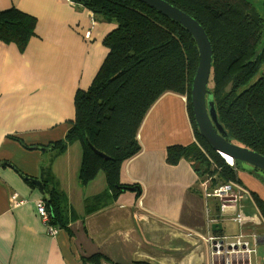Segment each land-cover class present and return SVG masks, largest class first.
I'll return each instance as SVG.
<instances>
[{
  "label": "crops",
  "instance_id": "obj_1",
  "mask_svg": "<svg viewBox=\"0 0 264 264\" xmlns=\"http://www.w3.org/2000/svg\"><path fill=\"white\" fill-rule=\"evenodd\" d=\"M246 1L264 19V0ZM12 7L35 18L36 26L23 51L0 42V264H222L210 255L206 237L242 235L255 250L264 245V216L254 199L264 203L262 178L237 170L240 184H231L245 193L236 205L244 221L219 219L221 229L212 231L209 220H218L219 204L204 200L201 183L221 184L187 160L167 163L169 148L195 144L186 98L173 94L149 110L137 136L141 150L122 165L120 184L139 192L122 191L88 213L86 200L104 193L106 183L96 191L98 174L81 186L80 145L55 154L51 144L73 127L76 93L90 87L108 53L103 41L116 25L70 0H0V11ZM47 167L50 175L42 176ZM22 175L44 188L56 182L65 197V229L50 234L36 213L44 197ZM11 193L27 203L11 209ZM96 255L105 260L88 261Z\"/></svg>",
  "mask_w": 264,
  "mask_h": 264
},
{
  "label": "trees",
  "instance_id": "obj_2",
  "mask_svg": "<svg viewBox=\"0 0 264 264\" xmlns=\"http://www.w3.org/2000/svg\"><path fill=\"white\" fill-rule=\"evenodd\" d=\"M70 1L116 25L103 41L108 53L90 87L76 93L73 127L63 140L51 144L55 154L74 143L80 145L81 186L100 172L104 175L106 191L86 200L87 212L105 206L129 187L139 192L137 186L120 184L121 168L140 152L139 129L149 110L165 94L186 98L195 139L192 146L169 148L167 163L175 165L182 159L194 163L199 174L213 178V185L240 184V162L226 164L200 137L193 119L190 90L198 50L192 36L137 0ZM164 1L192 17L209 38L213 60L207 88L213 96L218 122L234 144L264 156V69L250 84L264 68L263 17L246 0ZM35 26V18L15 7L0 11V42L23 51ZM88 143L109 159L95 155ZM49 172V167L42 169V176ZM48 185H44L49 196L44 199L48 226L65 229L68 219L61 207L65 197L56 182L51 180ZM254 199L264 216V203L257 196ZM98 259L105 260L96 255L88 261L97 263Z\"/></svg>",
  "mask_w": 264,
  "mask_h": 264
},
{
  "label": "water",
  "instance_id": "obj_3",
  "mask_svg": "<svg viewBox=\"0 0 264 264\" xmlns=\"http://www.w3.org/2000/svg\"><path fill=\"white\" fill-rule=\"evenodd\" d=\"M148 7L156 10L166 18L182 26L194 39L198 50V66L195 71L192 86L190 90V104L193 119L201 138L217 153L221 158L225 156V161L240 162L241 169L247 173L254 174L264 179V156L251 151L247 148L233 143V139L228 136L220 123L218 122L214 100L211 92L208 90V83L211 75L213 60L212 46L204 29L192 17L183 11L175 8L164 0H137ZM92 152L108 160L109 157L97 151L88 143ZM51 148L30 147L29 150H50ZM22 178L34 185L43 195L44 199L49 196L45 192L42 182L22 175ZM133 192L135 188H127ZM221 229L220 224H214L212 231ZM224 251V250H221Z\"/></svg>",
  "mask_w": 264,
  "mask_h": 264
},
{
  "label": "built area",
  "instance_id": "obj_4",
  "mask_svg": "<svg viewBox=\"0 0 264 264\" xmlns=\"http://www.w3.org/2000/svg\"><path fill=\"white\" fill-rule=\"evenodd\" d=\"M226 163L233 166L232 162L226 161ZM209 182L210 180H204L201 183L203 198L205 201L214 199L219 204L218 220L215 218L210 219V223L217 224L219 223V219L231 216L235 223L241 224L244 221V217L242 212L236 209V205L244 198L245 193L231 183L210 187ZM26 203L27 201L21 198L18 193H11L9 196V206L11 209L21 207ZM36 213L45 225L48 224V213L43 201L36 204ZM48 229L52 235H56L58 232L53 227H49ZM252 237L253 241L256 242V236L252 235ZM205 241L212 257L223 258L222 264H252L249 261V257L254 251L242 235L227 236L214 234L206 237Z\"/></svg>",
  "mask_w": 264,
  "mask_h": 264
},
{
  "label": "rangeland",
  "instance_id": "obj_5",
  "mask_svg": "<svg viewBox=\"0 0 264 264\" xmlns=\"http://www.w3.org/2000/svg\"><path fill=\"white\" fill-rule=\"evenodd\" d=\"M263 69L259 72V74L257 75V77L254 78V80H252V82L250 84H252L258 77L261 76L262 72H263ZM75 146L78 147L77 144H75ZM226 162V161H225ZM227 164V163H226ZM241 172H245L243 169H240ZM105 179H104V176L103 174L100 172L96 181L94 182V186L96 189L97 192L98 191H102V189H104L105 187ZM95 191V192H96ZM227 229H228V232H231V229H233V225H226ZM254 252L252 253L251 255V258H250V262L252 264H264V245H260V246H256V250L254 248H251Z\"/></svg>",
  "mask_w": 264,
  "mask_h": 264
},
{
  "label": "bare ground",
  "instance_id": "obj_6",
  "mask_svg": "<svg viewBox=\"0 0 264 264\" xmlns=\"http://www.w3.org/2000/svg\"><path fill=\"white\" fill-rule=\"evenodd\" d=\"M224 159H227L225 156H223Z\"/></svg>",
  "mask_w": 264,
  "mask_h": 264
}]
</instances>
